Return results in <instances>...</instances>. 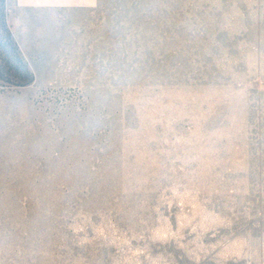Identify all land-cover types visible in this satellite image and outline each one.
Here are the masks:
<instances>
[{
	"label": "rangeland",
	"instance_id": "rangeland-1",
	"mask_svg": "<svg viewBox=\"0 0 264 264\" xmlns=\"http://www.w3.org/2000/svg\"><path fill=\"white\" fill-rule=\"evenodd\" d=\"M0 0V264H264V0Z\"/></svg>",
	"mask_w": 264,
	"mask_h": 264
},
{
	"label": "crops",
	"instance_id": "crops-1",
	"mask_svg": "<svg viewBox=\"0 0 264 264\" xmlns=\"http://www.w3.org/2000/svg\"><path fill=\"white\" fill-rule=\"evenodd\" d=\"M24 1L25 0H17V2L18 3H24ZM33 1H35L36 3H42V2H44V3H52V5H53V3H55V2H59V3H66L67 2V0H33ZM88 1H90V0H78L77 1V3L78 4H83V5H86V3L88 2ZM92 1V0H91ZM90 1V2H91Z\"/></svg>",
	"mask_w": 264,
	"mask_h": 264
}]
</instances>
